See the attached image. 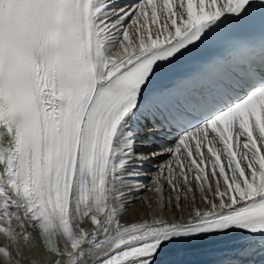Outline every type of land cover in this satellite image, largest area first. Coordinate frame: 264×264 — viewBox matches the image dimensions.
<instances>
[{"label":"snow or ice","instance_id":"snow-or-ice-1","mask_svg":"<svg viewBox=\"0 0 264 264\" xmlns=\"http://www.w3.org/2000/svg\"><path fill=\"white\" fill-rule=\"evenodd\" d=\"M0 238V264H264V0H0Z\"/></svg>","mask_w":264,"mask_h":264},{"label":"bare ground","instance_id":"bare-ground-1","mask_svg":"<svg viewBox=\"0 0 264 264\" xmlns=\"http://www.w3.org/2000/svg\"><path fill=\"white\" fill-rule=\"evenodd\" d=\"M152 167H155V165H153ZM145 183L148 184V181L145 180ZM153 197V193L150 192V191H144L143 193L140 194L139 198H137L135 200V202L130 205L128 207V210H127V216L128 217H144L148 214V201L150 198ZM89 227H91L89 225ZM3 240L2 238H0V243H2ZM221 242H217V243H214V244H204V245H197V246H194V250L195 249H204V248H208V247H211V246H216V245H219ZM35 255V258L36 259H39L40 258V253L37 252L34 254ZM26 256L28 257V259H26L24 261V264H29V260L32 258L33 254L32 253H26Z\"/></svg>","mask_w":264,"mask_h":264}]
</instances>
